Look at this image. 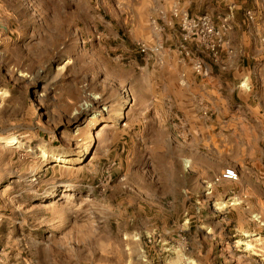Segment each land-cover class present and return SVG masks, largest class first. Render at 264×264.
I'll use <instances>...</instances> for the list:
<instances>
[{
    "label": "rangeland",
    "instance_id": "rangeland-1",
    "mask_svg": "<svg viewBox=\"0 0 264 264\" xmlns=\"http://www.w3.org/2000/svg\"><path fill=\"white\" fill-rule=\"evenodd\" d=\"M119 3L0 0V264H264L261 219L219 212L214 114L165 100L168 65L262 64L264 0H182L224 31L220 66L173 0Z\"/></svg>",
    "mask_w": 264,
    "mask_h": 264
},
{
    "label": "crops",
    "instance_id": "crops-1",
    "mask_svg": "<svg viewBox=\"0 0 264 264\" xmlns=\"http://www.w3.org/2000/svg\"><path fill=\"white\" fill-rule=\"evenodd\" d=\"M157 2L151 0L153 5ZM134 4L135 1L131 6ZM131 13L135 21L133 8ZM235 55L234 59L227 58L224 68L200 77L193 76L185 67L168 65L165 74L172 83L167 85L171 88L165 100L167 106L175 107L185 117L187 113L197 115L203 108L212 111V136L204 146L212 154L208 158L214 161L216 154L223 155L218 162L221 170L232 167L240 173L238 181L231 182L235 183V190L216 193L215 197L223 204L219 212L259 218L264 229V50H260L263 62L255 68L235 67ZM171 61L169 58V64ZM160 96L159 91L148 94L150 98ZM227 183L229 180L218 181L220 185ZM232 199L237 200L232 203Z\"/></svg>",
    "mask_w": 264,
    "mask_h": 264
},
{
    "label": "built area",
    "instance_id": "built-area-1",
    "mask_svg": "<svg viewBox=\"0 0 264 264\" xmlns=\"http://www.w3.org/2000/svg\"><path fill=\"white\" fill-rule=\"evenodd\" d=\"M173 1L172 13L178 20L180 38L183 44L194 43L199 52L206 54L215 65H219L222 62L220 49L224 44V31L218 30L208 15H192L188 10L181 7L182 0ZM246 15L249 19H252L251 12H247ZM184 45H182L181 51L183 54L188 55ZM140 50L145 52L146 49L141 46ZM203 66L201 61H195L194 69L196 73L204 74L207 68ZM221 179L237 181L239 172L232 167H226L221 173Z\"/></svg>",
    "mask_w": 264,
    "mask_h": 264
},
{
    "label": "bare ground",
    "instance_id": "bare-ground-1",
    "mask_svg": "<svg viewBox=\"0 0 264 264\" xmlns=\"http://www.w3.org/2000/svg\"><path fill=\"white\" fill-rule=\"evenodd\" d=\"M105 125V124H104Z\"/></svg>",
    "mask_w": 264,
    "mask_h": 264
}]
</instances>
